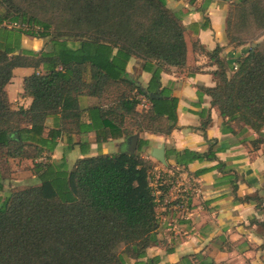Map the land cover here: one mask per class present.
<instances>
[{
    "label": "trees",
    "instance_id": "trees-1",
    "mask_svg": "<svg viewBox=\"0 0 264 264\" xmlns=\"http://www.w3.org/2000/svg\"><path fill=\"white\" fill-rule=\"evenodd\" d=\"M32 1L48 2L58 13V23L29 15L17 0H0V29H7L5 39L12 38L8 33L12 29L46 39L37 52L14 54L9 41L0 45V156L31 159L37 179L0 197V264H127L129 260L156 264L157 258L147 257L146 250L158 244V207L171 184L159 177L157 182L162 184H153L156 163L141 154L146 140H139L134 154L84 156L69 170L49 157L38 159L52 152L62 130L69 128L94 131L97 142L142 131L169 134L176 127L177 98L161 86L160 73L186 65L181 17L165 0ZM247 21L255 22L262 40L251 45L234 67L217 59L216 84L203 90L222 117L261 137L264 0L230 3L226 34L231 42L243 44L235 41L231 29ZM4 22L24 23L29 28L7 27ZM132 56L157 66L144 64L151 71L144 87L126 73ZM29 64L34 71L24 77L23 93L32 97L31 104L13 108L5 86L13 68ZM81 95L101 101L81 109ZM138 95L150 102L148 108L138 109ZM83 113L89 123L81 122ZM52 115H59L58 123L46 131L45 120ZM69 118L78 120L75 127L61 123ZM260 137L252 141L254 145ZM171 153L177 166L216 159L213 144L205 152ZM0 162L1 189L4 163ZM168 168H172L170 163ZM120 245L123 248L117 252Z\"/></svg>",
    "mask_w": 264,
    "mask_h": 264
},
{
    "label": "crops",
    "instance_id": "crops-1",
    "mask_svg": "<svg viewBox=\"0 0 264 264\" xmlns=\"http://www.w3.org/2000/svg\"><path fill=\"white\" fill-rule=\"evenodd\" d=\"M165 1L181 17L187 58L184 68L171 67L160 73L161 86L177 98L176 127L166 135L135 132L139 134L137 148L140 139L147 141L141 154L156 163V170L160 164L164 172L161 179L167 177L162 182L171 184L158 207V244L149 247L146 255L157 258L156 264H264V126L261 137L251 128L240 129L235 121L220 115L203 90L216 84L213 72L218 67L217 59L234 67L254 42L237 45L226 34V18L234 0ZM6 31L0 29V45L6 46L9 41L14 54L37 52L44 45L43 38L18 34L14 29L8 32L12 38L5 39ZM16 35L18 39L14 38ZM216 48L217 54H212ZM144 64L157 67L154 62L132 56L125 69L135 84L143 87L151 78V71L143 68ZM33 71L32 64L13 68L5 86L13 108L31 104L32 97L23 93V79ZM138 97L139 110L150 106L146 98ZM100 101L88 95L78 99L81 109ZM58 119L59 115L48 116L46 131L56 127ZM81 122H90L86 113ZM61 123L75 127L78 120L69 118ZM125 136L128 135L97 142L94 131L64 129L54 150L43 155L57 164L62 162L69 170L80 157L123 153ZM259 137L261 141L254 145L252 141ZM210 144L216 150V159L195 160L186 167L175 164L172 150L205 152ZM161 145L166 164L151 156V150ZM169 163L172 168H168ZM174 170L178 173L175 179ZM153 184L158 187L162 183ZM156 193L160 194L158 188Z\"/></svg>",
    "mask_w": 264,
    "mask_h": 264
},
{
    "label": "rangeland",
    "instance_id": "rangeland-1",
    "mask_svg": "<svg viewBox=\"0 0 264 264\" xmlns=\"http://www.w3.org/2000/svg\"><path fill=\"white\" fill-rule=\"evenodd\" d=\"M17 2L21 5L22 8L26 10L29 15H35L42 20L51 22L53 25H56L58 23V13L52 8V6L48 2L42 1V4L38 1L32 0H27L26 2L17 0ZM234 21H236V18ZM232 26L233 27L231 31H233L235 41L237 42L250 44L252 41L254 43L261 41L263 38H258V28L255 22L253 21H247L244 25L240 27H235L234 25ZM42 40H44V42L46 41V39ZM46 158L47 157L43 155L38 160L44 161ZM0 159H2L4 163V165H1V170L3 171V187L0 189V197L2 199L6 196L7 193L13 191L14 189L24 187L26 184L37 182L36 177L31 171V166L33 164V162H31V159L23 158V160L19 161L18 159H7L5 158V155L0 156ZM4 160H6V162H4ZM157 166L159 168L155 170L154 175V179H156V181L157 178H161V176H163L162 174L164 173L163 171H161L160 164H157ZM172 175L174 176V179L178 178V173H176V170L173 171ZM166 178L167 177L165 176L162 181L166 180ZM122 248L123 246L120 245L117 248V252H120Z\"/></svg>",
    "mask_w": 264,
    "mask_h": 264
},
{
    "label": "water",
    "instance_id": "water-1",
    "mask_svg": "<svg viewBox=\"0 0 264 264\" xmlns=\"http://www.w3.org/2000/svg\"><path fill=\"white\" fill-rule=\"evenodd\" d=\"M255 45V43H252L253 47ZM138 138V133L125 136L126 149L123 150V154L131 155L136 152ZM151 156L160 161L161 163L166 164L164 145L153 148L151 150Z\"/></svg>",
    "mask_w": 264,
    "mask_h": 264
},
{
    "label": "built area",
    "instance_id": "built-area-1",
    "mask_svg": "<svg viewBox=\"0 0 264 264\" xmlns=\"http://www.w3.org/2000/svg\"><path fill=\"white\" fill-rule=\"evenodd\" d=\"M4 25L7 27H14V28H22V29H28L29 25L19 22H4Z\"/></svg>",
    "mask_w": 264,
    "mask_h": 264
}]
</instances>
